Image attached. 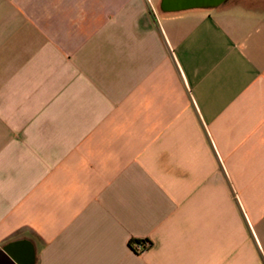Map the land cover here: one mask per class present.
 Returning a JSON list of instances; mask_svg holds the SVG:
<instances>
[{"label":"crops","instance_id":"0c3cea01","mask_svg":"<svg viewBox=\"0 0 264 264\" xmlns=\"http://www.w3.org/2000/svg\"><path fill=\"white\" fill-rule=\"evenodd\" d=\"M160 1L0 0V249L22 263L264 264V0Z\"/></svg>","mask_w":264,"mask_h":264},{"label":"water","instance_id":"95a60500","mask_svg":"<svg viewBox=\"0 0 264 264\" xmlns=\"http://www.w3.org/2000/svg\"><path fill=\"white\" fill-rule=\"evenodd\" d=\"M228 0H161L164 13H178L195 9H214L225 5ZM0 264H24L12 252V246L0 249Z\"/></svg>","mask_w":264,"mask_h":264},{"label":"built area","instance_id":"2783aa9c","mask_svg":"<svg viewBox=\"0 0 264 264\" xmlns=\"http://www.w3.org/2000/svg\"><path fill=\"white\" fill-rule=\"evenodd\" d=\"M140 242L141 243L135 248L137 253H144L151 247L150 243L146 240H142Z\"/></svg>","mask_w":264,"mask_h":264},{"label":"trees","instance_id":"16d2710c","mask_svg":"<svg viewBox=\"0 0 264 264\" xmlns=\"http://www.w3.org/2000/svg\"><path fill=\"white\" fill-rule=\"evenodd\" d=\"M140 243H141V242H140V241H137V240H133V241H131V243H130V244H131V247L133 248V250H134L135 252H137L136 249H135L136 246L139 245Z\"/></svg>","mask_w":264,"mask_h":264},{"label":"flooded vegetation","instance_id":"af4514ba","mask_svg":"<svg viewBox=\"0 0 264 264\" xmlns=\"http://www.w3.org/2000/svg\"><path fill=\"white\" fill-rule=\"evenodd\" d=\"M229 1H230V0H228V2H229ZM228 2H227V3H228ZM227 3H226V4H227Z\"/></svg>","mask_w":264,"mask_h":264},{"label":"rangeland","instance_id":"374dc122","mask_svg":"<svg viewBox=\"0 0 264 264\" xmlns=\"http://www.w3.org/2000/svg\"><path fill=\"white\" fill-rule=\"evenodd\" d=\"M245 8H249V7H245Z\"/></svg>","mask_w":264,"mask_h":264}]
</instances>
